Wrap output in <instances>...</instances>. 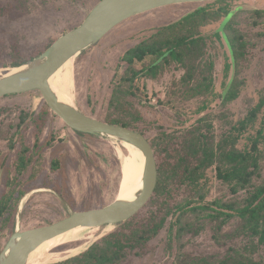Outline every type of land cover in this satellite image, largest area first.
Masks as SVG:
<instances>
[{
	"label": "rangeland",
	"instance_id": "rangeland-1",
	"mask_svg": "<svg viewBox=\"0 0 264 264\" xmlns=\"http://www.w3.org/2000/svg\"><path fill=\"white\" fill-rule=\"evenodd\" d=\"M98 1L0 0V75L14 67L15 62H27L41 54L58 36L79 25ZM204 4H174L144 12L120 23L84 50L73 62L74 105L100 120L128 119L127 110L114 103L115 97L126 95L127 107L142 111L148 118L157 111L164 121L179 117L193 123L209 115L206 120L216 135L244 117L264 95V0H225L218 4L227 7L236 29L224 30L223 18L199 27L197 34L203 36L204 46L202 54L192 59L195 67L191 79L186 78L182 63L170 59L158 62L154 76L138 73L131 86L124 80L130 73L122 60L128 49L142 40L149 44L157 38L169 40L186 34L179 31L184 26L179 24L151 38L158 29ZM235 35L240 36L247 50L245 56L236 60L229 49V41L236 42ZM227 64L230 66L226 76ZM141 67L142 63H135L133 68ZM208 81V89L222 93L227 87L228 91L239 90V95L228 102L218 97L208 110L195 113L204 99L203 85ZM127 90V94H121ZM44 107L48 108L38 91L0 98V204L5 205L0 216V251L16 227L25 230L47 225L72 211L102 207L117 196L122 157L127 153L121 141L74 131L49 108L38 129L36 119ZM261 126L263 109L245 135L254 134ZM155 130L149 126V137L154 136ZM149 137L155 150V142ZM240 142L243 147L244 140ZM208 176L205 200L231 197L227 185L215 178L213 169L208 170ZM185 196L181 192L174 202ZM212 226L209 222L198 232L191 231V226L170 242L174 230L171 232L166 225L147 243L142 255H131L123 264H175L183 253L215 259L223 257L229 247L247 240L227 237L234 222L217 235ZM114 227L93 228L82 241L87 242L86 249ZM77 244L61 245L55 252L60 253V260L67 259L71 256L66 250ZM254 256H264V246H259Z\"/></svg>",
	"mask_w": 264,
	"mask_h": 264
},
{
	"label": "trees",
	"instance_id": "trees-1",
	"mask_svg": "<svg viewBox=\"0 0 264 264\" xmlns=\"http://www.w3.org/2000/svg\"><path fill=\"white\" fill-rule=\"evenodd\" d=\"M224 1L204 2V6H199L178 21L163 26L157 33L153 32L155 34L151 38L179 24L184 25L179 30H184V35L169 40L157 38L149 44L142 40L128 49L122 60L130 71L124 77L129 86L133 85L138 73L154 76L161 60L167 62L171 59L182 63L186 78L191 79L195 67L191 63L192 59L202 54L204 46L203 36L197 34L199 27L223 18L221 27L224 30L236 29L229 20L230 12L227 7H224V12L223 6L218 5ZM239 37L235 35L236 42L229 41L234 60L247 54L245 43ZM24 62L25 60H20L14 66ZM135 63H142V67L135 70ZM229 66H225L226 76ZM208 86L209 81L203 85L201 94H204V99L195 113L208 110L218 97L223 102H228L239 95L237 89L228 91L226 87L222 93H217L213 88L208 89ZM122 93L127 94L128 90L121 91ZM125 96L115 97L114 103L127 110L129 118L103 121L133 128L146 138L149 137V126L155 127L154 136L149 137L155 142L158 172L153 194L136 214L115 224L113 230L97 239L86 250L51 264H123L131 255H142L147 243L166 225L171 232L174 230L171 242L179 239L191 226V231L198 232L209 222L213 225L214 235L223 230L225 225L234 222L235 227L229 230L227 237L247 240L240 246L229 247L223 257L211 259L208 256L183 253L175 264H264V256H254L258 247L264 246V126L256 129L254 134L249 132L245 135L261 109L264 110V95L260 96L244 117L231 124L220 135H216L213 125L207 122L209 115L193 123H189V118L179 117L170 122L164 121L157 111H153V118H148L142 111L130 110ZM48 112V108L44 107L36 119L38 129ZM144 117L147 118L145 121ZM240 140H244L243 147L239 146ZM28 162L29 160L25 163ZM210 169L214 170L217 180L227 185L231 197L205 200L210 184ZM181 192L185 193V199H176L174 202L176 195ZM4 209L5 205L0 204V216Z\"/></svg>",
	"mask_w": 264,
	"mask_h": 264
},
{
	"label": "water",
	"instance_id": "water-1",
	"mask_svg": "<svg viewBox=\"0 0 264 264\" xmlns=\"http://www.w3.org/2000/svg\"><path fill=\"white\" fill-rule=\"evenodd\" d=\"M210 1L218 0H99L79 25L58 36L41 54L0 75V98L38 91L49 110L70 129L132 144L144 157L142 184L134 198H116L99 208L72 211L47 225L25 230L16 227L0 251V264H30L29 256L40 244L70 229L95 228L125 221L148 202L156 187V158L146 136L133 128L91 117L74 103L60 100L50 86V77L67 61L71 60L73 66L84 50L131 17L168 5Z\"/></svg>",
	"mask_w": 264,
	"mask_h": 264
},
{
	"label": "bare ground",
	"instance_id": "bare-ground-1",
	"mask_svg": "<svg viewBox=\"0 0 264 264\" xmlns=\"http://www.w3.org/2000/svg\"><path fill=\"white\" fill-rule=\"evenodd\" d=\"M73 76V66L70 60L64 63L49 79L50 86L55 91L58 98L71 104L73 103L74 92ZM121 144L126 149L127 153L122 157L120 167L121 179L115 198L127 200L134 198L141 188L144 157L136 146L123 141ZM92 229L93 228L88 227H76L44 241L30 254L29 263L51 264V262L60 260V253L55 252V248L61 245L79 243L66 250V253L71 257L72 255L84 251L88 244L82 241L87 239L86 235Z\"/></svg>",
	"mask_w": 264,
	"mask_h": 264
}]
</instances>
